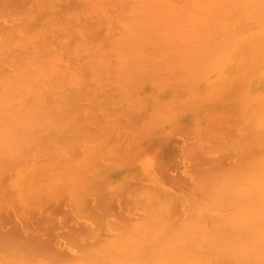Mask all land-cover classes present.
Returning <instances> with one entry per match:
<instances>
[{"label": "bare ground", "instance_id": "obj_1", "mask_svg": "<svg viewBox=\"0 0 264 264\" xmlns=\"http://www.w3.org/2000/svg\"><path fill=\"white\" fill-rule=\"evenodd\" d=\"M0 264H264V0H0Z\"/></svg>", "mask_w": 264, "mask_h": 264}]
</instances>
